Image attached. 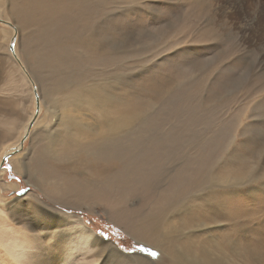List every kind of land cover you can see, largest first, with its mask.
Returning a JSON list of instances; mask_svg holds the SVG:
<instances>
[{"label":"rangeland","instance_id":"374dc122","mask_svg":"<svg viewBox=\"0 0 264 264\" xmlns=\"http://www.w3.org/2000/svg\"><path fill=\"white\" fill-rule=\"evenodd\" d=\"M57 1L72 4L37 0ZM76 1L66 32L63 21L46 24L39 14L22 22L16 13L33 0H0V197L23 207L12 220L4 212L0 228L26 223L29 200L41 214L48 211L65 239L71 236L66 218L102 239L84 254L81 248L56 252L54 239L41 237L55 264L95 258L94 264H124L127 257L114 249L129 255L142 245L157 258L133 255L152 264H174L165 248L195 260L183 238L195 241L208 264H264V0ZM5 18L18 23L17 35ZM60 46L68 50L60 55L68 57L63 65L54 56ZM90 92L100 98L86 99ZM121 115L125 127L105 132V122ZM67 128L78 134L72 139L92 146L69 157L54 154L53 138L66 136ZM117 138L126 150L122 159L95 160V150ZM145 153L150 157L138 160ZM77 182L85 192L75 201L62 191L71 185L80 191ZM7 229L6 236L19 240ZM8 256L0 264H20Z\"/></svg>","mask_w":264,"mask_h":264},{"label":"bare ground","instance_id":"6f19581e","mask_svg":"<svg viewBox=\"0 0 264 264\" xmlns=\"http://www.w3.org/2000/svg\"><path fill=\"white\" fill-rule=\"evenodd\" d=\"M43 1V0H42ZM72 1V4H67V2H58L57 4L54 3V5H39L37 0H33V3H31L30 5H28L26 8V11L22 9V6L21 8H19V11L18 13H16L18 16H20L22 18V22H34L35 21V16L36 14H39V16H43V21L46 23V24H56L57 23V26L59 27L63 21V24L64 26H66L65 30L66 32H68V30L70 29L69 27H71V24H72V19L71 20H67L65 21V18H67V15L70 14V9L73 8L74 5H78L77 1ZM14 2V1H13ZM12 2V4H13ZM24 2V1H22ZM27 2V1H26ZM30 1H28L29 3ZM48 2V1H47ZM20 3V2H19ZM43 3V2H42ZM45 4V3H44ZM26 6V5H25ZM18 8V7H17ZM10 9H12V7H10ZM10 11V10H8ZM16 11V10H15ZM72 14V13H71ZM38 16V17H39ZM13 17V16H12ZM39 17V18H40ZM16 19V17L14 18ZM13 19V20H14ZM5 22H8L9 24H11V27L15 28L16 32L15 34L17 35L18 34V29H19V26L17 25L18 23H10V21H8V18H5L4 19ZM20 20V19H19ZM21 22V21H20ZM29 22V23H30ZM16 24V25H15ZM26 24V23H25ZM63 26V25H62ZM10 27V26H9ZM8 30V29H7ZM12 30V29H11ZM48 32H52V28H48L47 30ZM10 32V30L8 31V33ZM12 33H14V31L12 30ZM13 37V35H11ZM57 36V35H56ZM70 37V36H69ZM74 37V36H73ZM66 40V39H65ZM67 42V41H66ZM62 44V43H61ZM57 45V44H56ZM58 46V45H57ZM67 46V45H66ZM90 46V45H88ZM91 47V46H90ZM49 48V47H48ZM54 48V47H53ZM51 48V49H53ZM59 48V47H58ZM67 48V47H66ZM65 47L63 46H60V51L57 53V50H55V53L54 56L57 57V60L58 59H61V63L62 65L65 64L67 61V57L66 59L63 60V56L61 57L60 55L65 54L66 51H68ZM80 48H83V47H80ZM55 49V48H54ZM53 49V50H54ZM89 51V50H88ZM92 51V50H91ZM81 52H85L81 50ZM93 52V51H92ZM90 53V52H89ZM87 54V53H85ZM89 55V54H88ZM58 57H61V58H58ZM73 57V56H72ZM36 60H38V62L40 63V57H37ZM63 60V61H62ZM59 61V60H58ZM45 63V62H44ZM70 63V62H69ZM48 67V68H51V70H55L57 68H52V67H49L47 65H45V68ZM65 85H68V82H66ZM56 87L57 89L59 90V85H58V82L56 84ZM95 88V87H94ZM93 90V89H92ZM95 90V89H94ZM93 90V91H94ZM95 92V91H94ZM94 92H90L88 96H86L85 98H89V100L91 99L92 101L96 100V99H99L96 94ZM98 92L100 93L99 89H98ZM101 96V95H100ZM83 99V98H81ZM82 102V101H81ZM79 103V102H78ZM99 104V103H98ZM78 105V104H77ZM91 105V104H90ZM82 114V113H81ZM124 115H121L117 118H114L110 121H106L105 122V125L103 126L105 132H107L108 134L112 131V130H121V128L125 127V124L127 123V119L125 117H123ZM78 118V117H77ZM67 119V118H65ZM106 120V119H104ZM10 121V119H9ZM16 123H15V126L14 128L16 127V125H18V122L17 120L15 119ZM65 122V121H64ZM0 123H2L1 119H0ZM66 124V122H65ZM64 124V125H65ZM77 125L75 124V127ZM79 126L81 127V125L79 124ZM74 127V128H75ZM102 127V126H101ZM26 128H27V125L25 127V129L23 130V132L21 131L20 133V136H22L23 134L26 133ZM82 128V127H81ZM77 129V128H76ZM78 129H80L78 127ZM77 129V130H78ZM14 130V129H13ZM68 128L66 129L65 131V135L64 137H60V138H53V141H54V144L55 146L58 145L59 147V150H57V148H55L53 146L52 148V152L56 155H60V157L64 156V155H67L69 157L70 154L74 152L77 153V151H79L80 153L82 151H86L87 150V146H92V144H87L86 141L84 140L81 141V139L78 141L76 138V140L72 137L74 136V134H69L70 132L67 131ZM81 130V129H80ZM86 130V129H85ZM94 131V130H93ZM97 131V130H96ZM102 131V130H101ZM77 132V131H76ZM84 132V131H83ZM87 132V131H86ZM100 132V131H99ZM103 132V131H102ZM101 132V133H102ZM81 133V132H80ZM99 133V134H101ZM106 133V134H107ZM89 134V133H88ZM112 134H114V131L112 132ZM73 135V136H72ZM76 135V134H75ZM78 135V134H77ZM76 135V136H77ZM105 135V134H104ZM72 136V137H71ZM75 136V137H76ZM88 136V135H87ZM94 136V135H93ZM99 137V135H97ZM103 136V135H102ZM82 137V136H81ZM92 137V136H91ZM96 137V136H95ZM94 137V138H95ZM107 137V135H106ZM122 138V136L120 137ZM105 139V137H104ZM108 139V138H107ZM111 139V137H110ZM118 139V138H117ZM90 140V139H89ZM97 140V139H96ZM106 140V139H105ZM104 140V141H105ZM113 140V139H112ZM115 140V139H114ZM119 140V139H118ZM164 140V139H163ZM56 142L58 144H56ZM93 142H96V141H93ZM101 142V141H100ZM99 141H97V143H100ZM123 142V141H122ZM48 143L50 144L51 142L48 141ZM91 143V142H90ZM102 143V142H101ZM108 143V142H107ZM118 145H117V144ZM114 142V145L111 147H107L106 149H102L101 151H99L100 153L97 152L98 148L97 147L95 149V154H92V156L95 157V160L96 158H101L102 161L103 160H107V159H112L114 158L115 156H119V158H121V156L123 155L124 150L122 147L119 145L121 143V141L119 140V143L118 142ZM112 144V143H111ZM110 144V145H111ZM15 145V144H14ZM99 145V144H98ZM107 144H105V147H106ZM109 145V144H108ZM117 145V146H116ZM157 145V144H155ZM19 146V145H18ZM94 146V145H93ZM101 146V145H100ZM104 146V145H103ZM60 147L62 149H60ZM116 147V148H115ZM15 146L10 149L11 150H14ZM166 148V147H165ZM147 149V148H146ZM19 150V149H17ZM149 150V148L147 149ZM205 150V149H204ZM203 150V151H204ZM90 151V150H89ZM135 151V150H134ZM132 151V152H134ZM139 151V150H138ZM144 151V150H143ZM150 151V150H149ZM7 152V151H6ZM56 152H59V153H56ZM93 152V151H92ZM98 154H97V153ZM128 152V151H127ZM160 152V151H159ZM162 152V151H161ZM164 152V151H163ZM168 152V151H167ZM9 153V152H8ZM89 153V152H88ZM87 153V154H88ZM94 153V152H93ZM148 153V152H147ZM145 153L144 156L138 158V160H143V159H147L149 158V154ZM7 154V153H6ZM78 154V153H77ZM91 154V153H90ZM168 154V153H167ZM74 155V154H73ZM76 155V154H75ZM74 155V156H75ZM85 155V153H84ZM89 155V154H88ZM125 155V154H124ZM86 156V155H85ZM90 156V155H89ZM164 156V155H163ZM169 156V155H168ZM123 157V156H122ZM137 157V155H136ZM167 158V156H165ZM5 158V157H4ZM73 158V157H72ZM159 158V157H158ZM197 158V157H196ZM200 158V157H199ZM23 159V158H22ZM61 159V158H60ZM94 159V158H93ZM100 159V160H101ZM122 159V158H121ZM161 159V158H160ZM174 159V158H173ZM180 159V158H179ZM186 159V158H185ZM67 160V159H66ZM114 160V159H113ZM117 160V159H116ZM137 160V161H138ZM181 160V159H180ZM194 160V159H193ZM201 160V159H200ZM198 159V162L200 161ZM132 161V160H131ZM168 161V160H166ZM166 161L164 162V164L166 163ZM173 161V160H172ZM190 161H192L190 159ZM197 159H195L194 162H196ZM87 162V161H86ZM85 162V163H86ZM100 162V161H99ZM134 162V161H133ZM158 162V161H157ZM179 162V160H178ZM21 163V162H20ZM24 163V162H22ZM21 163V164H22ZM136 164V162H134ZM147 163V162H146ZM150 163V162H149ZM163 163V162H162ZM193 163V162H192ZM155 164V163H154ZM159 164V162H158ZM181 164V163H180ZM179 163L177 165H180ZM186 163H184L185 165ZM132 165V164H131ZM169 165V164H168ZM172 165V164H171ZM174 165V163H173ZM190 165V164H189ZM198 165V164H197ZM200 165V164H199ZM198 165V166H199ZM20 167V166H19ZM106 167V166H104ZM137 167H141V165L139 163H137ZM145 167V166H144ZM173 167V166H172ZM176 167V165H175ZM184 167V166H182ZM223 167V166H222ZM143 168V167H142ZM154 169V168H153ZM165 169V168H164ZM163 169V170H164ZM177 169V168H176ZM143 170V169H142ZM150 170V169H149ZM162 170V171H163ZM183 170V169H182ZM191 170V169H190ZM151 171V170H150ZM154 171V170H153ZM167 171V170H166ZM179 171V170H178ZM184 173V171H182ZM152 173V172H150ZM155 173V172H153ZM157 173V172H156ZM161 172H159L160 174ZM169 173V171L167 172ZM182 173V174H183ZM38 176H39V179L40 180H45V176L42 177V175L37 172L36 173ZM164 174V173H163ZM154 175V174H153ZM162 175V174H161ZM165 175V174H164ZM63 177V176H62ZM167 177V176H166ZM165 177V178H166ZM185 177V176H184ZM164 178V177H163ZM202 178V177H200ZM203 179V178H202ZM201 179V181H203ZM42 180V181H43ZM167 180V179H166ZM170 180V179H169ZM168 180V181H169ZM78 181V180H77ZM117 182H120L122 181V178H118V180H116ZM181 181V180H180ZM183 181V180H182ZM198 181V180H197ZM47 182V181H46ZM106 182V181H105ZM50 183V182H49ZM54 183L56 184V181H54ZM95 183V182H94ZM185 184H187L185 181H184ZM183 183V184H184ZM6 184V183H5ZM44 184V183H43ZM51 185H53L52 183H50ZM49 184V185H50ZM107 184V183H106ZM178 184V183H177ZM181 184V183H180ZM179 184V185H180ZM7 185V184H6ZM59 185V184H58ZM77 185L79 186L80 188V191H78L76 188H74L75 186L74 185H71V188L68 189V190H63L62 192L65 193V195L67 196V193H70V198L72 197H75L76 200L75 201H78V198L77 196H84V192H85V185L84 184H81L80 182H77ZM178 185V186H179ZM182 185V184H181ZM17 186V183H14L12 184V187H15L16 188ZM54 186V185H53ZM190 186V185H188ZM49 187V186H48ZM56 187V185H55ZM180 188V187H179ZM187 188V187H186ZM54 189V188H53ZM52 189V190H53ZM57 189V188H56ZM55 189V190H56ZM181 189V188H180ZM178 191V190H177ZM57 192V191H56ZM89 192H86V194H88ZM91 193L93 194H100L101 193V190H94L92 189L91 190ZM57 195L59 194V197L61 196L59 192L56 193ZM34 195V194H33ZM200 195V194H199ZM56 196V195H55ZM198 196V195H197ZM200 198V197H199ZM237 198V197H236ZM68 199V198H67ZM197 199V198H196ZM11 200V199H10ZM231 200V198H230ZM19 201V200H18ZM188 202V201H187ZM190 202V201H189ZM232 202V201H231ZM15 203V202H14ZM43 203V202H42ZM234 202H232L233 204ZM38 204H33V202L31 203L29 200L27 201V207L26 209H24L25 211V215H27L29 217L28 221L26 223H21L22 225L21 226H17V228H15V226L13 224H11L9 222V224L7 223H2V225H7V226H2L0 228V248L2 250H4L3 253H0V256L3 257V258H8L9 256L8 255H13L16 262H20V264H55L54 263V260H55V257L53 256L54 255V250H56V252L62 250V248H65L67 247V249H78V248H81L82 250H84V254H88L90 252V250L92 249V245L97 243L98 240H102L100 239L98 236H96L94 234V231L90 228H88L86 225H84L83 223L80 224V221L78 220H73L72 218H66L67 221H65V224L67 225L68 229H66L67 231H71L70 234L71 236L69 238H66L64 237V232L65 230H62L60 228V224H59V227L57 228H53V223L54 222H50L47 220V217L45 216L46 214H48V211H45V214H41L38 209H36ZM46 205V204H45ZM246 208V207H245ZM6 209H8V211L6 212ZM20 209H23V207L21 208V203L17 202L16 204H12L11 201H8V202H5L4 198H1L0 197V216H3L4 215V212H5V217H8L9 219H13L14 215L16 214H23L22 211L23 210H20ZM247 209V208H246ZM52 212V211H50ZM199 213L202 212V211H198ZM198 212L196 213L194 219L198 216ZM60 214V213H59ZM203 214V213H202ZM206 214V213H204ZM244 214V213H243ZM18 216V215H17ZM200 216V215H199ZM246 216V215H245ZM19 217V216H18ZM49 217V216H48ZM70 217H72L70 215ZM23 219V217H22ZM60 219V218H59ZM57 219V220H59ZM10 220V221H11ZM21 220V219H19ZM18 221V220H17ZM56 221V220H55ZM61 221V220H59ZM20 222V221H19ZM23 222V221H22ZM62 222V221H61ZM17 223V222H16ZM62 226V225H61ZM9 227V231H10V227L14 228V232L19 235V240H17L16 237H12V235H9L7 234L6 236V232L5 230L7 231ZM153 227H155L153 225ZM156 228V227H155ZM12 230V229H11ZM8 231V232H9ZM167 230H164L163 233H165ZM13 232V233H14ZM159 232V228H156V234ZM162 233V234H163ZM69 234V235H70ZM39 235H42V236H39ZM67 235V234H66ZM6 236V237H5ZM52 237L54 239L53 243H52V247H53V251H51L50 253H47V249H50L51 248V245H47L46 241L43 243L42 242V238L41 237ZM161 236V235H160ZM187 236V235H186ZM185 236V237H186ZM51 238V239H52ZM57 238H59V242H57ZM164 239L167 238V235H164L163 236ZM183 238V237H182ZM50 242V241H49ZM181 244L183 246H186V245H190L192 251H194V255L192 254V256L195 257V260H191L189 257V259L186 258L187 254L188 253H185L183 254L182 251H177L176 248H174V250H171L169 248H165L168 250V252L170 253V255L172 257L171 260L174 264H208L206 262V259H205V253L203 251H200L197 244L195 243V241L189 243V244H184V238L181 239ZM62 243L63 246H60ZM159 244H162V247H166L165 243L163 241H160L158 242ZM141 245V244H140ZM179 245V244H178ZM143 246V245H142ZM159 246V245H158ZM180 248L183 250V251H187L185 249V247L179 245ZM114 249V248H113ZM115 252L117 254H120L121 256H125L127 258H124L122 257V259L124 260V264H152L150 263V261H148L147 259H144L138 255H133V254H138L140 252H135V253H132V254H121L118 250L114 249ZM141 254V253H140ZM98 255V252H94L91 254V256L93 257L94 259V256H97ZM2 258V259H3ZM8 260V259H7ZM99 259L98 258H95L94 260H87L85 262H81L80 264H94V263H97ZM2 261H5L4 259ZM53 262V263H52ZM61 264H71L70 263V260H65L63 263Z\"/></svg>","mask_w":264,"mask_h":264},{"label":"snow or ice","instance_id":"6c2138e0","mask_svg":"<svg viewBox=\"0 0 264 264\" xmlns=\"http://www.w3.org/2000/svg\"><path fill=\"white\" fill-rule=\"evenodd\" d=\"M174 54H178V53H174ZM124 251H129L130 252V251H133V250L132 249H125ZM138 251L140 253H146L147 256H150L153 260H155L157 258V256H158L157 252L152 251L151 249L143 247V246L139 247Z\"/></svg>","mask_w":264,"mask_h":264}]
</instances>
